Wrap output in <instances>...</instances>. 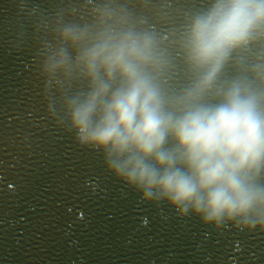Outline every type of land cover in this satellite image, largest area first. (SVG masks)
Instances as JSON below:
<instances>
[{
  "label": "clouds",
  "instance_id": "clouds-1",
  "mask_svg": "<svg viewBox=\"0 0 264 264\" xmlns=\"http://www.w3.org/2000/svg\"><path fill=\"white\" fill-rule=\"evenodd\" d=\"M87 25L57 24L43 71L77 140L107 167L181 215L264 230V57L221 80L232 54L264 40V0H213L187 25L188 86H162L167 60L118 0ZM86 88L69 91L77 82Z\"/></svg>",
  "mask_w": 264,
  "mask_h": 264
},
{
  "label": "water",
  "instance_id": "water-1",
  "mask_svg": "<svg viewBox=\"0 0 264 264\" xmlns=\"http://www.w3.org/2000/svg\"><path fill=\"white\" fill-rule=\"evenodd\" d=\"M21 0H0V114L7 86Z\"/></svg>",
  "mask_w": 264,
  "mask_h": 264
}]
</instances>
